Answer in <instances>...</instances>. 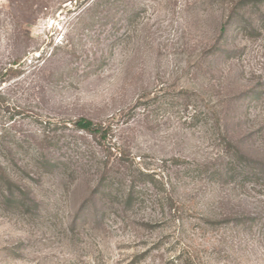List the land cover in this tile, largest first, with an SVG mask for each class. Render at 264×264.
Masks as SVG:
<instances>
[{
	"label": "rangeland",
	"instance_id": "1",
	"mask_svg": "<svg viewBox=\"0 0 264 264\" xmlns=\"http://www.w3.org/2000/svg\"><path fill=\"white\" fill-rule=\"evenodd\" d=\"M222 1L0 0V162L37 199L16 209L0 190V264H264V186L211 173L218 102L229 135L264 156V103L245 116L241 96L260 43L236 39L239 60L210 52ZM44 157L65 166L42 174ZM243 215L251 230L227 221Z\"/></svg>",
	"mask_w": 264,
	"mask_h": 264
},
{
	"label": "trees",
	"instance_id": "2",
	"mask_svg": "<svg viewBox=\"0 0 264 264\" xmlns=\"http://www.w3.org/2000/svg\"><path fill=\"white\" fill-rule=\"evenodd\" d=\"M116 0H108L109 4ZM128 2L131 0H127ZM227 4L228 14L225 21L222 23L219 34L214 42L210 45L211 53L219 55L220 61L227 62L229 60H239L244 57L246 50L241 45L234 43L239 37L248 41H255L260 43L259 50L256 55H249L247 65L250 70V77L247 79V87L241 93L243 96L244 107L243 114L248 116L251 106L254 104L255 108H259V104L264 103V0H223ZM250 14H254L251 17ZM243 56V57H242ZM248 54L245 53V57ZM254 63V65H253ZM253 65V67H251ZM220 102L213 106V117L216 123L214 125L216 132L222 140L224 145V162L212 170L213 178L224 180L226 184L234 187L248 186L247 183L254 184V186H264V156L254 157L252 151L244 150L238 142H236L230 135L229 129L224 124V113L220 110ZM248 111V113H247ZM260 118L262 123H259L257 132L264 133V110H261ZM247 121L254 124V118L248 117ZM74 126L85 133L93 136L99 135L106 138L112 128L110 125L103 123H95L87 118H80L74 121ZM42 156V155H41ZM43 157V156H42ZM129 154L121 151V159L127 160ZM41 160V158L39 159ZM40 173L48 174L57 170H62L65 162L60 158L44 157L40 161ZM105 177V175L103 176ZM101 178L97 185L98 192L103 196H112L115 193V188L109 182ZM104 187L103 189H101ZM136 186L130 184L124 199V208H132L137 203ZM0 190L3 191L2 199L16 209H25L31 207L32 204L37 203L36 197L29 195L24 186L18 184L12 179L6 168L0 162ZM173 198H171L172 201ZM173 202V201H172ZM106 212L103 213L105 215ZM227 221H231L234 226H243L251 230L257 222V218L252 215H243L230 217ZM212 225H216L218 221H209ZM264 231V227H263Z\"/></svg>",
	"mask_w": 264,
	"mask_h": 264
}]
</instances>
